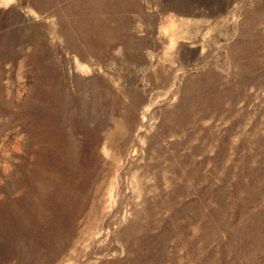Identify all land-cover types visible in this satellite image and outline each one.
<instances>
[{"label": "rangeland", "instance_id": "1", "mask_svg": "<svg viewBox=\"0 0 264 264\" xmlns=\"http://www.w3.org/2000/svg\"><path fill=\"white\" fill-rule=\"evenodd\" d=\"M0 264H264V0H0Z\"/></svg>", "mask_w": 264, "mask_h": 264}]
</instances>
